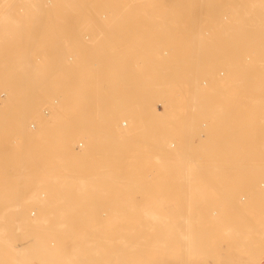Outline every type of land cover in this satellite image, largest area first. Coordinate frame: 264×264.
I'll use <instances>...</instances> for the list:
<instances>
[{
    "label": "rangeland",
    "instance_id": "rangeland-1",
    "mask_svg": "<svg viewBox=\"0 0 264 264\" xmlns=\"http://www.w3.org/2000/svg\"><path fill=\"white\" fill-rule=\"evenodd\" d=\"M0 120V264H264V0H0Z\"/></svg>",
    "mask_w": 264,
    "mask_h": 264
},
{
    "label": "bare ground",
    "instance_id": "bare-ground-1",
    "mask_svg": "<svg viewBox=\"0 0 264 264\" xmlns=\"http://www.w3.org/2000/svg\"><path fill=\"white\" fill-rule=\"evenodd\" d=\"M145 1H151V0H145ZM214 2V1H213ZM209 3H210V1H209ZM214 4V3H213ZM215 5V4H214ZM40 6H41V4H40ZM40 10V9H39ZM215 10V9H214ZM216 11V10H215ZM194 100V99H193ZM195 103V102H194ZM155 115H157L156 114V112H155ZM161 115H163L164 117H166V118H168V114H167V111L164 113V114H161ZM129 125H128V128H126L125 129V131H130L131 132V135H132V137H137L138 136V127H137V125H136V123L134 122V119L133 118H129ZM107 124V123H106ZM122 125H127V121L125 120L124 122H122L121 123ZM6 125V122L5 121H2V120H0V126H5ZM108 126H109V124H107ZM106 125V126H107ZM107 128V127H106ZM119 129H120V127H119ZM124 130V129H123ZM69 131V130H68ZM71 131V130H70ZM87 131V130H86ZM88 132V134H89V137H88V139L90 140V141H88V143H90V142H93V138L91 137L92 136V134L90 133V130H88L87 131ZM120 133H122V132H120ZM92 138V139H91ZM188 159V158H187ZM187 163V162H186ZM186 166V165H185ZM104 175V174H103ZM90 177H92V176H89V175H84V176H82L81 178H80V182H79V185L81 184V185H84L85 184V186H81L82 188L81 189H86V188H88L89 187V183L91 182V178ZM103 178V177H102ZM213 183V182H212ZM214 184V183H213ZM138 185V184H137ZM215 185V184H214ZM262 186L261 187H263V184H261ZM79 189H80V187H79ZM40 217H41V215H40ZM40 217H39V219H40ZM42 218V217H41ZM36 219H38V216L35 218V220ZM2 232V231H1ZM184 235V234H183ZM74 257H75V255H73ZM81 264V263H80Z\"/></svg>",
    "mask_w": 264,
    "mask_h": 264
},
{
    "label": "built area",
    "instance_id": "built-area-1",
    "mask_svg": "<svg viewBox=\"0 0 264 264\" xmlns=\"http://www.w3.org/2000/svg\"><path fill=\"white\" fill-rule=\"evenodd\" d=\"M1 97H4V94H1ZM30 129L34 130V124L33 123L30 124Z\"/></svg>",
    "mask_w": 264,
    "mask_h": 264
}]
</instances>
